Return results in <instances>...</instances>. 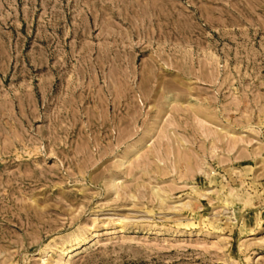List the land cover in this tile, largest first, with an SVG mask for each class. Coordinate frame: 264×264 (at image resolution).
I'll return each mask as SVG.
<instances>
[{
	"label": "rangeland",
	"instance_id": "374dc122",
	"mask_svg": "<svg viewBox=\"0 0 264 264\" xmlns=\"http://www.w3.org/2000/svg\"><path fill=\"white\" fill-rule=\"evenodd\" d=\"M0 264H264V0H0Z\"/></svg>",
	"mask_w": 264,
	"mask_h": 264
},
{
	"label": "bare ground",
	"instance_id": "6f19581e",
	"mask_svg": "<svg viewBox=\"0 0 264 264\" xmlns=\"http://www.w3.org/2000/svg\"><path fill=\"white\" fill-rule=\"evenodd\" d=\"M87 236H89V235H87ZM82 237H85V235L82 236ZM93 237H94V236H93ZM93 237H92V238H93ZM95 237H96V235H95ZM90 238H91V237H90ZM90 238H89V239H90ZM78 239H79V238H78ZM78 239H77V240H78ZM82 239H83V238H82ZM85 240H86V238H85ZM85 240H83V241L85 242ZM72 242H73V241H72ZM75 242H76V241H75ZM80 242H81V241H80ZM84 242H83V243H84ZM71 244H72V243H71ZM73 244H75V243H73ZM67 246H68V245H67ZM73 249H74V248H73ZM66 250H68V249L66 248ZM63 251H64V250H63ZM71 252H72V251H71ZM63 254H64V253H63ZM67 254H68V253H67ZM72 254H73V253H72ZM70 255H71V254H70Z\"/></svg>",
	"mask_w": 264,
	"mask_h": 264
}]
</instances>
